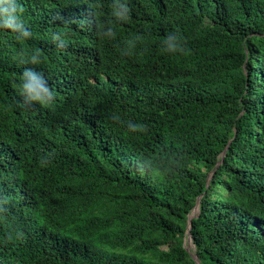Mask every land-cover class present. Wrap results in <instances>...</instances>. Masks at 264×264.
I'll return each mask as SVG.
<instances>
[{
    "label": "trees",
    "instance_id": "obj_1",
    "mask_svg": "<svg viewBox=\"0 0 264 264\" xmlns=\"http://www.w3.org/2000/svg\"><path fill=\"white\" fill-rule=\"evenodd\" d=\"M198 200L200 264H264V0H0V264H196Z\"/></svg>",
    "mask_w": 264,
    "mask_h": 264
},
{
    "label": "clouds",
    "instance_id": "obj_2",
    "mask_svg": "<svg viewBox=\"0 0 264 264\" xmlns=\"http://www.w3.org/2000/svg\"><path fill=\"white\" fill-rule=\"evenodd\" d=\"M11 7V5H9ZM7 11V9H5ZM28 33H24L21 38H27ZM54 40H59V36L53 37ZM167 51L169 52H180L183 51L182 40L176 35L171 34L166 41ZM27 63L37 64L39 63V56L33 53L27 57L25 61ZM37 89L39 93L37 94ZM21 95L27 102H36L44 106H48L53 102V93L47 87L46 81L43 76L38 74L31 68L25 69L22 75V81L20 85ZM135 127V126H133Z\"/></svg>",
    "mask_w": 264,
    "mask_h": 264
},
{
    "label": "water",
    "instance_id": "obj_3",
    "mask_svg": "<svg viewBox=\"0 0 264 264\" xmlns=\"http://www.w3.org/2000/svg\"><path fill=\"white\" fill-rule=\"evenodd\" d=\"M199 214V200L197 202L196 207L194 208L192 214L189 216L188 219V229H187V238L185 240L184 246L186 247L187 252L190 254L192 259L196 262V264H200L198 256L196 254V247L193 243L192 235H191V220L192 218L198 216ZM192 246V247H191Z\"/></svg>",
    "mask_w": 264,
    "mask_h": 264
},
{
    "label": "rangeland",
    "instance_id": "obj_4",
    "mask_svg": "<svg viewBox=\"0 0 264 264\" xmlns=\"http://www.w3.org/2000/svg\"><path fill=\"white\" fill-rule=\"evenodd\" d=\"M192 247V246H191Z\"/></svg>",
    "mask_w": 264,
    "mask_h": 264
}]
</instances>
